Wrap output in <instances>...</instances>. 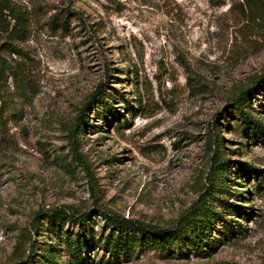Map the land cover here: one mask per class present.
Listing matches in <instances>:
<instances>
[{
	"label": "rangeland",
	"instance_id": "1",
	"mask_svg": "<svg viewBox=\"0 0 264 264\" xmlns=\"http://www.w3.org/2000/svg\"><path fill=\"white\" fill-rule=\"evenodd\" d=\"M8 1L0 60L21 85L10 75L5 86L15 96L0 143V264H77L67 230L107 234L115 212L172 225L201 193L221 212L203 239L190 229L166 249L119 258L97 246L82 264H264V137L248 136L236 105L264 74V0ZM242 103L264 123V86ZM78 118L94 194L72 154ZM218 137L228 163L215 187ZM247 165L259 172L247 176ZM55 209L85 217L35 222Z\"/></svg>",
	"mask_w": 264,
	"mask_h": 264
},
{
	"label": "trees",
	"instance_id": "2",
	"mask_svg": "<svg viewBox=\"0 0 264 264\" xmlns=\"http://www.w3.org/2000/svg\"><path fill=\"white\" fill-rule=\"evenodd\" d=\"M8 10L13 13L14 6L9 3L8 0H0V12ZM262 15H264L261 9ZM12 15V14H11ZM15 21L12 24V33L18 35V38H22L26 31V24L19 15L12 16ZM264 20V16H262ZM7 19V18H6ZM4 29V28H3ZM9 30V28H6ZM12 75L17 89H20V76L16 67L6 58L0 60V143L5 135L4 131L8 126V120L5 116L8 101L11 103L14 101V92L7 89L8 77ZM264 86V74L255 79L253 85L249 88L242 90V95L236 99V105L239 108V113L242 115L245 121V131L250 137H264V123L254 118L248 111L243 109L244 101L248 100L250 95L255 93V90L261 89ZM102 93V92H101ZM97 94L96 99L100 97ZM84 114V112H82ZM78 118L75 126L71 128V140L72 154L74 158L86 165L83 162L82 156L76 146V135L78 129L81 128V120ZM2 135V136H1ZM217 145L211 154V169L208 173V181L213 186H225V168L228 160L225 159L221 152V141L217 138ZM88 171V181L92 188V193L96 192L97 185L96 176L91 172V169L86 165ZM247 176L250 174H257L258 168L247 165L245 167ZM56 217L65 218V220L79 221L84 219L83 214H78L70 209L61 210H46L39 211L35 217V222H39L44 217ZM108 219L111 223V230L107 234H100L95 237L94 234L83 235L80 232L73 233L69 230L65 232V244L67 245L69 253L75 257L77 264H82L86 261V250L95 249L97 246H104L107 248L115 258H119L121 254L131 256L135 251L142 247H151L154 249H166L172 244L181 239V237L188 233L190 229L193 230L191 237L195 236L199 240L210 234L213 227L216 225L218 219L221 217V212L213 208L208 204L207 197L204 193L199 195V198L191 206L187 213L181 214V216L172 225H158L151 222H145L137 218L126 217L119 213L108 214ZM228 222V221H227ZM231 228H235L233 223H229ZM37 226V225H36ZM20 243L17 244V247Z\"/></svg>",
	"mask_w": 264,
	"mask_h": 264
}]
</instances>
